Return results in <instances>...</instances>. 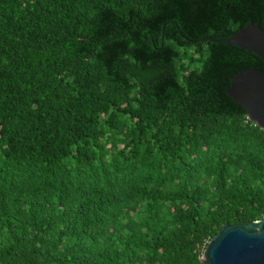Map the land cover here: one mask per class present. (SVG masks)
Returning <instances> with one entry per match:
<instances>
[{
	"label": "trees",
	"instance_id": "trees-1",
	"mask_svg": "<svg viewBox=\"0 0 264 264\" xmlns=\"http://www.w3.org/2000/svg\"><path fill=\"white\" fill-rule=\"evenodd\" d=\"M264 0H0V264H202L264 217V130L218 42ZM211 37L214 40H206Z\"/></svg>",
	"mask_w": 264,
	"mask_h": 264
},
{
	"label": "water",
	"instance_id": "water-1",
	"mask_svg": "<svg viewBox=\"0 0 264 264\" xmlns=\"http://www.w3.org/2000/svg\"><path fill=\"white\" fill-rule=\"evenodd\" d=\"M206 40H214L206 37ZM220 43L253 52L264 61V29L250 21ZM226 93L245 108L248 118L264 130V69L249 68L230 78ZM202 264H264V217L223 224L207 242Z\"/></svg>",
	"mask_w": 264,
	"mask_h": 264
}]
</instances>
